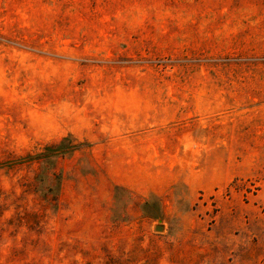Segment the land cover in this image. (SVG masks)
<instances>
[{
  "label": "rangeland",
  "instance_id": "374dc122",
  "mask_svg": "<svg viewBox=\"0 0 264 264\" xmlns=\"http://www.w3.org/2000/svg\"><path fill=\"white\" fill-rule=\"evenodd\" d=\"M0 264H264V0H0Z\"/></svg>",
  "mask_w": 264,
  "mask_h": 264
}]
</instances>
